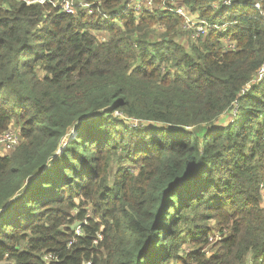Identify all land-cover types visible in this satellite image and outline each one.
Masks as SVG:
<instances>
[{
    "label": "trees",
    "instance_id": "1",
    "mask_svg": "<svg viewBox=\"0 0 264 264\" xmlns=\"http://www.w3.org/2000/svg\"><path fill=\"white\" fill-rule=\"evenodd\" d=\"M182 1L229 27L0 0V264H264V0Z\"/></svg>",
    "mask_w": 264,
    "mask_h": 264
},
{
    "label": "built area",
    "instance_id": "2",
    "mask_svg": "<svg viewBox=\"0 0 264 264\" xmlns=\"http://www.w3.org/2000/svg\"><path fill=\"white\" fill-rule=\"evenodd\" d=\"M25 1L28 5L30 4H48L53 9L57 10L60 13L64 14H74L77 10L83 11L85 14L93 15L97 12L99 15L104 17L105 19H109L110 17L100 8L101 2L100 0H96L92 3L80 0V1H71V0H36V1ZM130 9L135 13V15H140L142 12L147 11L149 13H155L156 11H165L172 13L174 15L179 16L183 22L181 24L182 33H186L188 35H192L193 39L204 38L207 37L208 33L212 30L224 31L229 25L226 24L224 26L218 25H210L206 20L202 19L201 16L197 12H192L182 0H128ZM220 4H224L227 7L233 6L232 0H212L213 7H218ZM254 7L257 10H260V3L255 2ZM94 35L98 39L99 42L103 43L108 40V35L103 31L94 32ZM225 47L228 49H235L236 43L225 40ZM260 80L264 77V68L260 70L258 73ZM248 89V87H247ZM246 89V90H247ZM117 116H124L121 113L117 112ZM128 123L133 126H138L141 124L138 120L128 119L123 117ZM144 125H148L147 123H143ZM14 129V128H12ZM10 129L5 134L0 137V156H5L14 151L22 142L20 133L15 132ZM74 228L76 236H82V228L81 225H76ZM214 238L220 239V235L218 233L214 234V237L210 239L213 241ZM44 264H58L59 258L54 253H46L43 256Z\"/></svg>",
    "mask_w": 264,
    "mask_h": 264
},
{
    "label": "rangeland",
    "instance_id": "3",
    "mask_svg": "<svg viewBox=\"0 0 264 264\" xmlns=\"http://www.w3.org/2000/svg\"><path fill=\"white\" fill-rule=\"evenodd\" d=\"M193 41L194 40L192 38V35H188V34L182 33V32H181V35H179V37H177V39H176V42L183 45L184 47L189 46V43L193 42ZM39 73H40V76H42V72L40 71ZM228 118H229V121L230 120L232 121V119H230V117H229V114H227L220 120V122L223 124V123L227 122ZM222 124H220V125H222ZM12 130H14L15 132H18L19 131L18 126H14V129H12ZM76 227H77L76 225L73 226V228H76Z\"/></svg>",
    "mask_w": 264,
    "mask_h": 264
}]
</instances>
